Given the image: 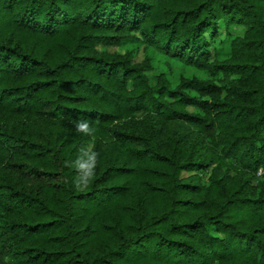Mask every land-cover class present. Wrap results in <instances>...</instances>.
I'll use <instances>...</instances> for the list:
<instances>
[{"label": "trees", "instance_id": "trees-1", "mask_svg": "<svg viewBox=\"0 0 264 264\" xmlns=\"http://www.w3.org/2000/svg\"><path fill=\"white\" fill-rule=\"evenodd\" d=\"M0 264H264V0H0Z\"/></svg>", "mask_w": 264, "mask_h": 264}, {"label": "rangeland", "instance_id": "rangeland-1", "mask_svg": "<svg viewBox=\"0 0 264 264\" xmlns=\"http://www.w3.org/2000/svg\"><path fill=\"white\" fill-rule=\"evenodd\" d=\"M229 33L232 36H237V35H241L243 28L239 27V26H233L231 28H229ZM227 30H225L223 24H221L220 26V35L217 39H215V41L212 44V47H214L215 43H220L222 41V39H224V37L226 36V33L228 32ZM225 47V45H224ZM227 47V46H226ZM110 51H114V50H118L123 52L124 50L122 48H115V47H109L108 48ZM144 50L142 49V46L139 48V51L137 53V56L135 57L136 61H141L143 59L144 56ZM163 67L164 69L168 70L169 75L171 80L176 81L178 79V77L180 76V74L182 76H197V77H203L205 74L200 71L197 70L195 68H190L187 66H184L183 64L180 63H166L164 61V59L161 56H156L154 59V69H151L149 71H147L149 77L151 79H153L156 75V73H158L160 71V68ZM188 110H192V108H188Z\"/></svg>", "mask_w": 264, "mask_h": 264}]
</instances>
